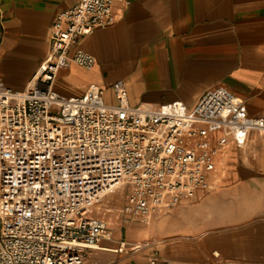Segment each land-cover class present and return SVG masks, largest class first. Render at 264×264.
I'll return each mask as SVG.
<instances>
[{
	"label": "built area",
	"instance_id": "1",
	"mask_svg": "<svg viewBox=\"0 0 264 264\" xmlns=\"http://www.w3.org/2000/svg\"><path fill=\"white\" fill-rule=\"evenodd\" d=\"M115 1L79 0L60 11L29 86L17 91L0 80V185L9 195L0 206V264H85L110 233L94 215L109 191L124 189L122 214L146 224L210 187L215 153L224 145L215 140L218 132L232 134L238 145L248 130L264 134V118L249 116L244 100L224 85L208 88L193 107L178 100L133 106L122 81L112 85L115 104L96 85L79 97L59 94L54 82L61 69L94 65L78 42L115 21ZM18 146L28 151L24 159ZM41 175L53 188L52 201L44 199L47 185L36 181ZM23 181L30 190L19 199ZM117 251L162 262L154 240L120 241Z\"/></svg>",
	"mask_w": 264,
	"mask_h": 264
},
{
	"label": "crops",
	"instance_id": "2",
	"mask_svg": "<svg viewBox=\"0 0 264 264\" xmlns=\"http://www.w3.org/2000/svg\"><path fill=\"white\" fill-rule=\"evenodd\" d=\"M78 2L0 0L5 86H29L46 57L56 15ZM114 15L112 24L78 42L95 63L61 69L54 82L59 94L79 97L96 85L115 104L112 85L122 81L133 106L178 100L193 107L208 88L224 85L244 100L249 116L264 118V0H116ZM219 139L224 145L216 150L210 187L131 241L175 236L181 264H264V134L248 130L242 145L232 134L218 132ZM166 219L176 223L174 232H167ZM150 221L128 227L137 231ZM128 227L124 237L119 229L116 241L103 240L110 249L89 251L86 264H148L146 252L117 251L120 240L129 239ZM160 253L158 264L172 258L168 251L164 259V246Z\"/></svg>",
	"mask_w": 264,
	"mask_h": 264
},
{
	"label": "bare ground",
	"instance_id": "3",
	"mask_svg": "<svg viewBox=\"0 0 264 264\" xmlns=\"http://www.w3.org/2000/svg\"><path fill=\"white\" fill-rule=\"evenodd\" d=\"M220 135L221 134H218V136H220ZM15 151L18 152V160L24 159L25 154L28 153L27 149L24 150V148H22L21 146L16 147ZM2 163H3V161H2V158L0 157V166L2 165ZM215 163H216V165H218V161H217V156L216 155H215ZM25 164L29 165L28 162H25ZM3 170H4V167H0V173ZM36 181L38 183H44L45 185H47L46 188H45L46 189V194H45L46 196H44V199L48 200V201H52L53 197H54V193L52 194V189L53 188L50 187L51 184H49L48 178L45 175H41V176L36 178ZM27 184H28V181H23L22 182V184H21L22 188L20 187V191H19L20 194H19V196L17 198H19V199H24L25 198V196L23 194H25L26 192H29V190H30L29 189V185H27ZM26 185H27V187H26ZM1 189H2V185H0V206L2 205V203L5 202V200L9 199V195L2 193ZM113 191H109L107 196H110V194L113 193V195L115 194L116 196L115 195L114 196L117 197V193L120 194L118 191L116 193H114ZM113 195H111V196H113ZM106 197H104V198H106ZM109 201L110 200H109V197H108V199H106V201L103 204L101 203V204H99L97 206L98 207L102 206L100 209H98L99 211H103L104 213L108 212V214H109L108 215L109 218H107V222H108V227L110 228V233L108 234V237H107V239H105V241H114V240L116 241L118 239V232L120 231L119 230V222H118V218L116 217V215H114V213L112 212L113 209L111 207L107 206ZM105 204H106V206H105ZM121 219H122V217H121ZM152 224H153V222L150 221L149 225L144 226L145 228H142V229L137 230V231H134L133 229H130V227H128L127 228V230H128L127 231V235H128L129 239H121L120 241H123L125 243L126 242H128V243L129 242H133L132 244H135V246H139L141 242L131 241L130 238L136 236L137 234H139L142 231L149 230L150 227L152 226ZM164 227L168 229L167 232H174L175 229H176V223L174 221H172V220L167 221V219H166L164 221ZM164 239L170 241L171 244H173L171 249H170V253H171V257H175L177 255L176 237L175 236H168V237H165ZM156 241H157V243L159 242L158 240H156ZM98 249L106 250V249H110V248H108L106 246H103V245H98ZM168 263L169 264H181V263H178L177 260H175L173 258H171Z\"/></svg>",
	"mask_w": 264,
	"mask_h": 264
},
{
	"label": "rangeland",
	"instance_id": "4",
	"mask_svg": "<svg viewBox=\"0 0 264 264\" xmlns=\"http://www.w3.org/2000/svg\"><path fill=\"white\" fill-rule=\"evenodd\" d=\"M117 191L120 193V194L117 193V197H115L116 195L114 194L115 195L114 196L113 193H112V194H110V196H107L106 198H104L101 203L103 204L106 201V199H108V197H109V200L110 201L107 204V206L108 207H111L113 209L112 212L118 218L119 229L122 230V235L124 237L125 236L124 226L126 228L130 224H134L135 222L128 221L127 217L125 215H123L122 214V211H121L122 210V207H123V204H124V201H125V197H126L125 190L124 189H122V190L120 189V190H117ZM117 191H115L114 193H116ZM111 195H113V196H111ZM105 206H106V204H105ZM101 207L102 206H99V207L96 206L94 208V215L99 216V217H103L104 219L107 220V218H109V216H108L109 214H108V212H105L104 213L103 211H99L98 209H100ZM171 209L172 208H169L167 210L160 211L158 214L154 215L151 218V221L153 222L155 219L160 220L161 218L168 217L171 214V211H172ZM121 217H122V219H121ZM137 224L142 225V223H139V222H137ZM157 240L159 241L158 244H159L160 248H161V246H164V259H168L167 258L168 257V254H166V256H165V252L170 251V249H171V247H172L173 244H171V242L168 241V240H166V239H164V240L163 239H157ZM147 241H149V240H147ZM102 244H103V240L101 241V243L99 245H102ZM94 250H96V249H94ZM170 254L171 253H169V255ZM172 258L175 259V257H172ZM168 260H170V259H168ZM85 264H86V262H85Z\"/></svg>",
	"mask_w": 264,
	"mask_h": 264
}]
</instances>
